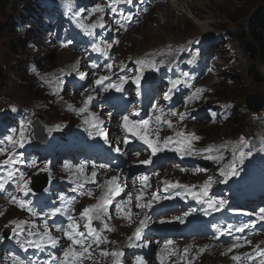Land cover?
Masks as SVG:
<instances>
[{
	"label": "snow or ice",
	"instance_id": "snow-or-ice-1",
	"mask_svg": "<svg viewBox=\"0 0 264 264\" xmlns=\"http://www.w3.org/2000/svg\"><path fill=\"white\" fill-rule=\"evenodd\" d=\"M67 2V0H66ZM115 2L117 4H121V3H126L128 5H131L133 3V0H115ZM103 9H95V11H102ZM146 10V9H145ZM111 11L113 13L117 12V8L113 7L111 8ZM129 20H131V17H128ZM79 27L83 30L84 34L89 36V37H93L94 36V32L90 29V28H85L83 25H79ZM96 25H92V28H95ZM108 47H111V45H109ZM183 50V49H181ZM92 51L97 52V53H101L102 55L105 54L104 50L101 49L100 45L98 43H93L92 44ZM195 60V56L192 58V60H189L188 63H192ZM137 64L143 66L145 65V63H147L151 68L155 69L157 67V64L155 61H144V60H138L136 61ZM90 67L92 69H96L98 66L96 63H92L90 65ZM107 68L109 70H111L112 65L108 64ZM85 73H79V76L83 79L85 77ZM185 77H187V73L183 74ZM140 75H137L134 79V83H136L137 85H139L140 83ZM110 80L109 76H101L99 79L95 80V85L100 86L103 85L104 81H108ZM126 79L124 76L119 77V82L118 83H108L107 85H104L102 87L103 91H107L109 88H115L117 91H120L122 86L126 83ZM172 88H170L167 92L164 93V99L165 100H170L171 96L170 94L172 93L173 89L176 88L177 85L181 84V80L177 79V80H173L170 81ZM201 90L200 89H196V93L193 94L192 97H190V99H194L196 94L199 93ZM93 100L92 96H88L85 100H84V107H81L79 109V111L81 113L85 112L87 109V106L89 104L90 101ZM155 111L159 112L161 111V109L157 108L156 106H153ZM15 110V109H13ZM172 116H176L177 113L176 112H171ZM181 116H183L184 114H180ZM156 121L159 122L160 121V117L156 116ZM123 127L127 130V131H131L133 132V134L143 142V144L147 145L148 148L151 149L152 155L155 156L157 153H161L164 152L165 149L167 148L169 151L172 152H176L177 154H180L181 156H190L193 155V149L190 147V143L192 140H199L200 138L195 136V135H189L186 137L181 138L182 134L177 133L176 139H175V144H173V138L169 137L167 139H165V141L161 144V143H155L153 140L149 139L147 135H141L139 132L136 131L137 128L141 129V130H145L148 128L149 126V120L147 119H140L137 121H130L128 116H124L123 117ZM85 123H88V121H85ZM103 122L100 120H96L95 121V125L94 127L98 128L100 124H102ZM164 123H167L169 125V127H171V124L168 121H164ZM25 125L23 124V122H21V126H20V139L19 141L17 139H14L13 135H7L5 137H0V145L3 144V142L6 140L8 142V148L5 149L3 147H0V152H3L5 150H8L10 153H14L18 148L23 149L25 147V144L28 143L29 141L27 139H25L24 137V129H25ZM13 133L16 132V129H12L11 130ZM97 134L99 135H103V132H98ZM262 144H264V142H262ZM232 147V152H233V160L230 164H228L226 167L221 168L220 169V174L225 178V180L229 177V176H234V175H238V168H237V164L238 163H243L244 159L246 157H249L251 155H253L251 148H250V142L249 140L244 137L241 136L240 140L231 146ZM248 151H245V150ZM117 152L120 151L119 148L116 149ZM205 151H207L209 153V155L205 156L204 158L207 160H216L218 158L222 159L221 157H216L211 155L210 153L213 152L212 148H208ZM216 151H219L218 149ZM23 159L20 158L17 155H10V158L5 160L3 162V165H0V168H4L5 166H7V170L5 172L0 173V191H3L6 189V185L9 184L10 181H14L15 183V191L16 192H20V193H24L25 195L28 194V192H30L29 189V181L27 179H25V172L24 171H19L18 176H16L17 173V169L11 167V165L13 164H17V163H23ZM150 161L149 160H145L142 163L144 164H148ZM35 161H32L28 166L30 167H34L35 166ZM85 165L82 163L78 168H77V172H83ZM45 168H47V165H45ZM92 176L95 177L96 176V170H95V166L93 168V172H92ZM143 180H147L148 177H143L141 178ZM116 180L117 177H112V179L110 181H108L107 183L109 185H115L116 184ZM224 182V181H221ZM210 183V182H209ZM74 187L70 188V191L72 193H79L81 189H83V184L80 182L79 177H77V179L74 181ZM165 188H164V192H169V190H175L178 188H183L187 191V193L193 198L196 199L198 201H202L203 203L207 204V207L209 210H211L212 212H219L222 209L226 208L227 205V201L223 200V199H213L211 197L208 196V188H209V184L206 183L204 185V187L199 191V192H195L192 191L190 188H188L185 185H181L178 183H171V182H165ZM109 195L105 198L102 197L100 202L88 207L83 208V210L80 212V220H84L86 221V223L84 224V228L87 230L86 233L84 231L79 230V225H78V221L76 218H74L70 212L71 209L68 207V203H66V197L64 194H60L59 199L61 201V205L58 207H55L54 209H52L51 211L45 212L44 213V218L47 219H51V218H55L57 217L58 214L65 216L67 219V225L66 227L63 226H59L58 230L62 232L63 236L67 237V239L69 241H71V244L69 247L63 249V253L62 259H59L56 255L52 254L51 252H49L48 255V259L41 261V260H32L29 259L27 262H25L23 259H19L17 258L16 261L14 262V264H83V260L85 259H89L93 256V251H90V249H92V245L95 244L97 247H99L100 244L105 243L106 240L101 236L100 234V230L98 229V227L93 226V221H102V218L107 214L108 212V208L109 205L112 203V198L115 197L116 195L119 194V192L121 191V189L119 187H110L109 188ZM11 194V193H9ZM91 192H88V195L91 196ZM177 195H181V198H183V194L182 193H177ZM171 194L169 193V195L166 196H157L155 193H153L152 195V200H150L147 205L140 203V197L137 196V204L136 206L139 208H143V207H151L152 206V201H159L161 199H171ZM13 202L17 204V206L20 209H27V211H29L31 213L32 216H37L38 213L35 209V207L32 206V202L29 200H23V199H18L15 196L13 197ZM116 209L119 212L121 210V205L119 203L116 204ZM233 212L235 214H244V213H236V210H233ZM189 213L185 212L183 214V216H177V217H172V220H178L181 223L184 222V217L188 216ZM150 218L145 216V219L140 221V225L138 227H136L135 232H134V237L135 240L137 241H141L140 244H136L133 242L132 237H129V243H128V247H146L147 245L145 243H143L142 241V232L144 230V228H146L148 226ZM161 224L166 223V221L164 219H161L159 221ZM257 222H264V208H260L259 209V213L256 215V219L255 221L252 222H245L240 224L239 226L237 225H233V224H229L227 225L226 228L224 229H218L217 231L222 233V234H227V235H231L233 232L235 233H240L243 234L245 233L246 230H250L251 228H254ZM12 223H16V222H12ZM45 228L47 229V225H45ZM103 229L106 230H111L108 225L106 223H103ZM13 235L17 238H19L20 233L23 231V228L17 224L16 227H13L11 229ZM38 236L37 239H25L23 242H20V247L22 250L27 251L28 248H34L39 252H44L45 251V245L50 244L51 248L55 249L58 247L59 245V240L55 237H53L52 235H50L48 233L47 230H45V232L43 233V235H39L38 233H34L31 230L28 231V236ZM235 242H233L231 244V246L228 248V252H232L233 249H237L242 247L243 245L240 243V237L237 236L234 238ZM4 240V236L0 235V242H3ZM250 243V242H249ZM167 244H172V241H167ZM75 246H79V250H76ZM254 256H250L248 254H244L243 257L238 256V255H233L231 257V259L233 261L239 262L243 259V260H247V261H252L253 264H255V258L254 257H258L259 258V264H264V247H257L254 250ZM185 252H187V249H185ZM100 255L102 256H108L111 255L113 257V264H121L120 261H118L116 258L117 257H122L123 253L121 251H112L111 253H109L108 251H102L100 253ZM136 264H144V261L141 257L137 256L136 258Z\"/></svg>",
	"mask_w": 264,
	"mask_h": 264
},
{
	"label": "rangeland",
	"instance_id": "rangeland-1",
	"mask_svg": "<svg viewBox=\"0 0 264 264\" xmlns=\"http://www.w3.org/2000/svg\"><path fill=\"white\" fill-rule=\"evenodd\" d=\"M263 8L264 0H183L179 3L160 7L154 15L150 16L139 27L137 34L132 32L126 36L124 47L131 53H140L148 48H154L167 42H176L215 30L218 33L226 32L230 36H241L247 23ZM26 9V5L21 3L20 0H8L6 7L0 13V26L4 27V29L11 27V24L15 23L14 18H21L22 13ZM22 39V35L14 31L11 34L5 33L4 35L0 33V63L7 64L12 74L9 78L8 75H5L4 78L0 79V103L2 105L5 99H9L15 101L21 107H27L38 99L40 94L42 95L31 79L22 77L20 71L16 72L23 63L22 58L18 56L12 57L9 53L13 48L24 43ZM231 48L237 51V60L233 64L235 65L233 69L220 71L218 75L210 74L209 77L212 78L208 79L205 85L209 86L211 91L214 92L213 97L220 96V98H223L221 85L224 83L230 86L228 77H235L238 82L243 84L242 89L244 91L232 92L229 97L225 95L224 100L218 99L217 101H234L236 109L242 108L240 113L244 112L245 114L239 119L238 127H242L243 131H249V122L255 121L260 116V113L253 110L259 100H247V96L255 93L256 96L260 97L262 101L261 111L264 110V63L260 61L259 57L257 58V51V59L254 60L255 62L251 61V55L246 53L245 41L240 42L231 38ZM34 51L35 49L29 53L34 54ZM121 51H124V49L122 48ZM51 55V50L38 54L44 60V63L41 62L40 65L44 67L48 64L59 65L58 55H56L54 60ZM215 60H218V57ZM252 64L255 65V72L261 80L260 83H256L255 75L249 73ZM22 69H24V66ZM41 108V119L48 121L46 125L49 129L51 128V123L61 120L59 113L51 114L44 107ZM252 114L256 117H253ZM203 124L207 125L206 123ZM194 126L196 128L200 127L197 124H194ZM235 128L237 127L233 126V129ZM211 129L216 130V127H211ZM233 129L229 130V128L225 127L217 136L227 138L230 136V132L233 137L238 134L242 135V132H238V130L232 131ZM200 132L207 137L210 135L208 128L200 129ZM207 140L209 141L210 139L207 138ZM72 161L76 162L77 160ZM44 170L41 169V171Z\"/></svg>",
	"mask_w": 264,
	"mask_h": 264
},
{
	"label": "trees",
	"instance_id": "trees-1",
	"mask_svg": "<svg viewBox=\"0 0 264 264\" xmlns=\"http://www.w3.org/2000/svg\"><path fill=\"white\" fill-rule=\"evenodd\" d=\"M22 1L28 8L32 6V0H20ZM8 0H0V13L3 11V9L6 7ZM13 32L12 27H7V29H4V27L0 26V33L4 35L5 33L11 34ZM233 39H237L240 42L242 41H252L256 46L257 54L262 63H264V8L261 11H258L254 17L247 23V25L244 28V33L241 36H233ZM23 50L20 47H15L9 53L14 56H18L20 52ZM20 72L24 73V69L20 68ZM5 75H8V78L10 75H12L9 71L8 65L0 63V79L4 78ZM230 86L227 84L221 85V90L223 93V97L227 95L228 97L231 95L232 92L237 91H244L243 84L238 82V79L233 77L229 80ZM219 97V96H218ZM240 113H235L233 119L229 121L227 124V128L230 126H236L235 130H238L240 127H238V122L240 118ZM223 128L216 127V130L211 129L212 135H218L222 131Z\"/></svg>",
	"mask_w": 264,
	"mask_h": 264
},
{
	"label": "bare ground",
	"instance_id": "bare-ground-1",
	"mask_svg": "<svg viewBox=\"0 0 264 264\" xmlns=\"http://www.w3.org/2000/svg\"><path fill=\"white\" fill-rule=\"evenodd\" d=\"M43 13H49V10H42ZM200 34H197V36H199ZM61 48V47H60ZM60 48H58V50H60ZM68 54L64 51V52H61L59 55H58V59H59V62H61L62 60H66L68 59ZM60 65V64H59ZM26 65H24V68H25ZM145 70H150L151 73L154 75V70L153 68H151L147 63H145ZM146 79H150V76L147 75L146 76ZM157 85L159 88H161L162 91L166 90L167 88H172V85L170 83V81L168 82H162L161 80H158L157 81ZM181 84L177 85L176 88L180 87ZM174 88L173 91L176 89ZM189 110H190V106L187 107ZM208 120L204 121L203 123H206L208 124ZM73 160H76L75 158ZM64 162H66L67 160H63ZM188 165L186 167H189L191 169H199L202 165V161H198V160H194V161H188L186 162ZM259 208V207H258Z\"/></svg>",
	"mask_w": 264,
	"mask_h": 264
},
{
	"label": "water",
	"instance_id": "water-1",
	"mask_svg": "<svg viewBox=\"0 0 264 264\" xmlns=\"http://www.w3.org/2000/svg\"><path fill=\"white\" fill-rule=\"evenodd\" d=\"M246 53H249L251 55V61L254 62V60L256 59V56H257L256 55V46L251 42H247ZM249 73H253L255 75V82L260 83L261 80L255 72V65L254 64H252L250 66V72ZM251 99L259 100V103L255 106V108H253V110L254 111H260L261 105H262V101L260 100V97L256 96V94L253 93V94H250L247 96V100H251Z\"/></svg>",
	"mask_w": 264,
	"mask_h": 264
}]
</instances>
